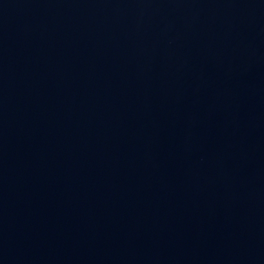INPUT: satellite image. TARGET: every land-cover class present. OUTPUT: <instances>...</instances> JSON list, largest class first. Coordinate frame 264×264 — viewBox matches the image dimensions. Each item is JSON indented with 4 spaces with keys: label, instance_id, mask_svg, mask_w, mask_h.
I'll list each match as a JSON object with an SVG mask.
<instances>
[{
    "label": "water",
    "instance_id": "obj_1",
    "mask_svg": "<svg viewBox=\"0 0 264 264\" xmlns=\"http://www.w3.org/2000/svg\"><path fill=\"white\" fill-rule=\"evenodd\" d=\"M0 264H264V0H0Z\"/></svg>",
    "mask_w": 264,
    "mask_h": 264
}]
</instances>
